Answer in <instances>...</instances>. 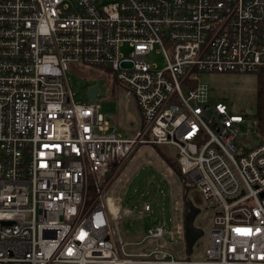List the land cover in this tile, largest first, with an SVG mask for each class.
I'll use <instances>...</instances> for the list:
<instances>
[{"label": "built area", "instance_id": "built-area-1", "mask_svg": "<svg viewBox=\"0 0 264 264\" xmlns=\"http://www.w3.org/2000/svg\"><path fill=\"white\" fill-rule=\"evenodd\" d=\"M70 68L109 75L140 127L124 137L111 104L77 102ZM262 71L264 0H0V264H264V139L201 83ZM146 145L177 149L212 213L199 261L129 253L112 229L104 195Z\"/></svg>", "mask_w": 264, "mask_h": 264}, {"label": "rangeland", "instance_id": "rangeland-1", "mask_svg": "<svg viewBox=\"0 0 264 264\" xmlns=\"http://www.w3.org/2000/svg\"><path fill=\"white\" fill-rule=\"evenodd\" d=\"M151 60L163 62L159 55L151 56ZM69 79L72 92L77 102L88 100V90L98 86L100 105L113 104L115 108L104 106L107 120L111 125H120V132L128 136L129 131L139 127V113L134 101L128 98L122 89H113V80L109 75L99 74L93 69L80 71L70 68ZM201 83L210 87L215 101L224 102L234 115H243L246 120L241 132L246 134L248 143H257V84L258 75L219 74L202 75ZM248 134V135H247ZM159 149L167 157L177 160V149L173 146L161 145ZM177 165V162H175ZM200 210L195 226L204 232L193 247V260H201L208 245L207 233L212 227V213L204 208L203 198L198 189L186 183L181 175L152 145L141 146L117 174L108 188L104 198L110 197L113 204L119 207L123 215L118 223L112 221L114 233L119 232L129 253L147 251L149 248L163 247L180 257L187 254L184 224L183 198ZM149 204L151 212H144V205ZM114 212L115 209L113 208ZM166 222L167 233L164 239L148 240L140 246L150 228ZM119 235H116L118 238Z\"/></svg>", "mask_w": 264, "mask_h": 264}, {"label": "water", "instance_id": "water-1", "mask_svg": "<svg viewBox=\"0 0 264 264\" xmlns=\"http://www.w3.org/2000/svg\"><path fill=\"white\" fill-rule=\"evenodd\" d=\"M99 92H100V88L96 85L92 86L88 90V95H89V98L92 102L98 101L97 96H98ZM188 208H189V206H188ZM191 208H192V213L187 214L183 219L188 256H191L193 254L194 245L196 244L198 239L204 235V232L195 226V220H196L198 214L200 213V210L198 208H196L192 203H191Z\"/></svg>", "mask_w": 264, "mask_h": 264}, {"label": "trees", "instance_id": "trees-1", "mask_svg": "<svg viewBox=\"0 0 264 264\" xmlns=\"http://www.w3.org/2000/svg\"><path fill=\"white\" fill-rule=\"evenodd\" d=\"M257 91H258V95H257L258 111L256 115V121H257L256 130L260 133L262 139H264V71L258 74ZM154 147L158 149V152L164 157L165 160H167V162L172 166V168L181 175L177 160L167 157V155L164 154L159 149L160 147L159 145H155ZM175 162H177V165ZM182 179L184 180L183 177Z\"/></svg>", "mask_w": 264, "mask_h": 264}, {"label": "flooded vegetation", "instance_id": "flooded-vegetation-1", "mask_svg": "<svg viewBox=\"0 0 264 264\" xmlns=\"http://www.w3.org/2000/svg\"><path fill=\"white\" fill-rule=\"evenodd\" d=\"M183 210H184V216H183V219H184V217L187 215V214H191L192 213V208H191V203H190V201L188 200V197L187 196H185L184 198H183ZM189 204V205H188ZM188 206H189V208H188Z\"/></svg>", "mask_w": 264, "mask_h": 264}, {"label": "crops", "instance_id": "crops-1", "mask_svg": "<svg viewBox=\"0 0 264 264\" xmlns=\"http://www.w3.org/2000/svg\"><path fill=\"white\" fill-rule=\"evenodd\" d=\"M111 105H112V104H111ZM111 105H109L108 107H111ZM113 108H115L114 105H113ZM113 108H112L111 110H113ZM111 110H110V111H111ZM137 110H138V109H137ZM138 113H139V112H138ZM139 120H140V124H139V127H140V125H141V119H140V116H139ZM116 125H117V127H118V131H119V130H120V129H119V128H120V125L118 124V122H116ZM139 127H138V128H139ZM119 132H120V131H119ZM133 132H134V130L129 131L128 134L130 135V134H132ZM120 133H121V132H120ZM121 134H122L124 137H128V136H129V135L126 136V135H124L123 133H121Z\"/></svg>", "mask_w": 264, "mask_h": 264}]
</instances>
